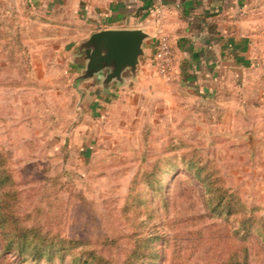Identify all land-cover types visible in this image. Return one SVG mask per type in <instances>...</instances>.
I'll use <instances>...</instances> for the list:
<instances>
[{"label":"rangeland","instance_id":"374dc122","mask_svg":"<svg viewBox=\"0 0 264 264\" xmlns=\"http://www.w3.org/2000/svg\"><path fill=\"white\" fill-rule=\"evenodd\" d=\"M6 10L0 1V145L20 192L19 216H30L28 224L54 234L85 240L86 248L119 264L130 260L139 243L143 257L129 264H227L242 246L249 264H264V89L243 84L252 81V72L230 74L225 105L220 94L198 93L183 101L176 118L158 125L136 114L142 126L131 137L123 122H109L107 113L96 120L99 139L85 154L76 134L83 117L73 112L79 81L67 72L64 42L41 37L49 32L43 14L31 17L38 24L28 34L22 24L5 21L7 14L28 19V12ZM148 58H142L144 64ZM131 77L130 84L136 81ZM198 166L206 169L200 175ZM207 175L222 176L249 209L254 207L260 220L248 234L243 214L211 209L202 181ZM3 244L0 233V264L3 257L17 260ZM149 247L155 256H147ZM26 264L74 262L69 254Z\"/></svg>","mask_w":264,"mask_h":264},{"label":"crops","instance_id":"0c3cea01","mask_svg":"<svg viewBox=\"0 0 264 264\" xmlns=\"http://www.w3.org/2000/svg\"><path fill=\"white\" fill-rule=\"evenodd\" d=\"M0 1L7 9L5 12L12 10L18 15L28 12V19L16 20L11 14L5 18L7 23L27 27L28 34L38 24L31 19L37 13L61 22L42 24L49 32L41 37L64 42L65 48L60 51L67 52L66 69L68 73H76V79L86 68L78 46L93 32L140 28L149 34L142 58L150 59L145 64L141 59L138 74L131 75L134 83L130 84L128 75L123 83L115 80L108 87L104 86L102 75L77 82L79 96L73 112L83 117L76 124V134L85 154L94 149L99 139L93 131L96 120L107 113L109 122H123L131 137L136 133L133 129L142 126L143 119H135L136 114L147 115L146 120L158 125L165 118H176L183 101L194 99L198 93L211 98L220 94V103L225 105L227 97L223 89L230 74L252 72V81L243 84L264 89V0H161L159 21L152 11L158 0ZM159 24L172 38L177 80L151 79V74L156 73L150 60Z\"/></svg>","mask_w":264,"mask_h":264},{"label":"trees","instance_id":"16d2710c","mask_svg":"<svg viewBox=\"0 0 264 264\" xmlns=\"http://www.w3.org/2000/svg\"><path fill=\"white\" fill-rule=\"evenodd\" d=\"M43 20L47 23H61L52 21L46 16ZM8 159L4 148L0 145V233L4 241V251L6 253L14 252L18 258L10 261L3 257V264H26L30 261L64 259L69 254L72 256L74 264H119L95 249L86 248L85 240L68 239L60 234H54L50 229L45 230L39 224H28L33 223L30 216H19L17 205L20 201V192L16 186L13 171L8 166ZM203 170L206 169L198 166L196 173L200 175ZM202 181L208 187L211 209L222 215L243 214L240 221L245 229L244 233L247 234L252 227L257 225L256 223H259L260 219L254 217L252 213L254 207L249 209L241 197L225 185L222 176L207 175L202 178ZM260 235L264 241V230ZM66 243L71 244V249L79 251L69 253L71 249L67 248ZM81 246L82 248H80ZM143 249L139 243L130 258V260L135 259L132 263H136V260L143 257ZM148 251L147 256L156 253L154 247H149ZM19 257H22V260ZM248 257L247 246H242L230 255L227 264H249ZM130 260L127 259L121 264H129Z\"/></svg>","mask_w":264,"mask_h":264},{"label":"water","instance_id":"95a60500","mask_svg":"<svg viewBox=\"0 0 264 264\" xmlns=\"http://www.w3.org/2000/svg\"><path fill=\"white\" fill-rule=\"evenodd\" d=\"M149 34L140 28L104 29L93 32L78 46V53L86 61V68L78 81L103 76V84L108 87L111 82L123 83L131 74L139 72L144 56V42Z\"/></svg>","mask_w":264,"mask_h":264},{"label":"built area","instance_id":"2783aa9c","mask_svg":"<svg viewBox=\"0 0 264 264\" xmlns=\"http://www.w3.org/2000/svg\"><path fill=\"white\" fill-rule=\"evenodd\" d=\"M152 7V11L158 16L157 21H159L162 14L161 0L154 3ZM151 62L156 67L159 76L170 78L174 75L175 53L172 38L161 24L158 25L155 31Z\"/></svg>","mask_w":264,"mask_h":264}]
</instances>
